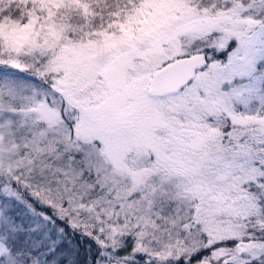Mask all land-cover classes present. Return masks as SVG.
I'll use <instances>...</instances> for the list:
<instances>
[{
	"label": "snow or ice",
	"instance_id": "obj_1",
	"mask_svg": "<svg viewBox=\"0 0 264 264\" xmlns=\"http://www.w3.org/2000/svg\"><path fill=\"white\" fill-rule=\"evenodd\" d=\"M0 264H264V0H0Z\"/></svg>",
	"mask_w": 264,
	"mask_h": 264
}]
</instances>
